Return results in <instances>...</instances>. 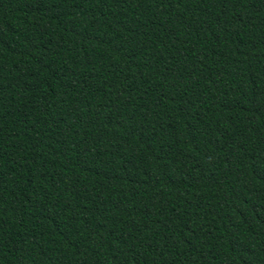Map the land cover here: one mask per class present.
Instances as JSON below:
<instances>
[{
  "label": "trees",
  "instance_id": "1",
  "mask_svg": "<svg viewBox=\"0 0 264 264\" xmlns=\"http://www.w3.org/2000/svg\"><path fill=\"white\" fill-rule=\"evenodd\" d=\"M0 264H264V0H0Z\"/></svg>",
  "mask_w": 264,
  "mask_h": 264
}]
</instances>
